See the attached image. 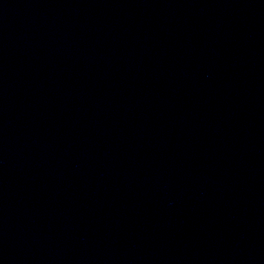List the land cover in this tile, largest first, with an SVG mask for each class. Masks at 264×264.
Masks as SVG:
<instances>
[{"label": "water", "instance_id": "95a60500", "mask_svg": "<svg viewBox=\"0 0 264 264\" xmlns=\"http://www.w3.org/2000/svg\"><path fill=\"white\" fill-rule=\"evenodd\" d=\"M0 264H264V0H0Z\"/></svg>", "mask_w": 264, "mask_h": 264}]
</instances>
